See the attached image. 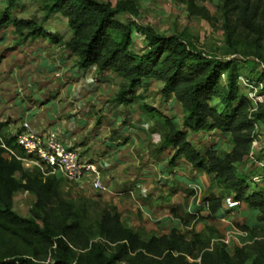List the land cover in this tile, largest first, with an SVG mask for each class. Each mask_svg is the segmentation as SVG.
Masks as SVG:
<instances>
[{
	"label": "trees",
	"instance_id": "1",
	"mask_svg": "<svg viewBox=\"0 0 264 264\" xmlns=\"http://www.w3.org/2000/svg\"><path fill=\"white\" fill-rule=\"evenodd\" d=\"M20 1L3 0L0 29L11 26L13 35L22 42L47 38L53 44L59 43L40 25L12 18L11 11ZM128 1L130 5L112 7L97 0H43L41 21L47 22L54 15L64 18L71 33L66 42L59 44L64 54L74 60L79 70L94 67L96 75L111 71L119 77L122 84L113 101H122L127 106L132 100H139L140 110L161 131L158 149L173 148L171 163L184 159L193 170L205 173L212 183L218 184L220 194H211L204 200L206 217L197 214L187 215L186 220L178 217L182 226L191 227L187 232L174 228L158 236L134 230L121 222L115 207L108 205L93 215L92 224L89 201L84 200L77 208L74 202L64 200L61 178L44 176L38 169L27 172L0 144V264L12 260L18 264H233L234 259L245 255L244 248L236 247L230 255L214 226L205 225L198 233L193 228L199 222L212 220L227 197L254 213L257 224H244L240 230L256 239L254 245L263 243L257 241L264 239V232L258 228L264 224V190L251 182L252 175L239 173L237 165L250 154L255 139L254 120L264 123V112H257L244 100L235 104L240 99L239 74L232 62L224 64L216 55L196 48L180 35L166 36L150 26L121 22L118 17L122 13L136 12L134 2ZM238 1L226 0L233 9L238 8ZM178 2L185 4L191 14L205 12L204 8H197L195 0ZM241 22L251 31L258 30L246 15ZM133 29L147 42L144 52L131 48ZM222 73L226 74V84L220 83ZM150 81L160 84L163 102L174 99L180 106L184 129L144 103L145 87L136 93L137 87ZM213 99L221 109L214 106ZM213 132L229 136L228 152L200 150L189 141L190 135ZM18 192L36 198L29 217L19 216L13 209V198ZM171 213L176 216L173 210ZM105 246L111 249L109 256L105 254ZM76 248L87 250L84 262L72 259ZM256 264L260 262L257 260Z\"/></svg>",
	"mask_w": 264,
	"mask_h": 264
},
{
	"label": "crops",
	"instance_id": "2",
	"mask_svg": "<svg viewBox=\"0 0 264 264\" xmlns=\"http://www.w3.org/2000/svg\"><path fill=\"white\" fill-rule=\"evenodd\" d=\"M32 41L28 39L7 52L2 61L3 67L9 64L17 71L11 92L15 86L26 85H35L37 91L18 88L14 91L18 90L16 95H8L9 90L0 91V139L23 155L15 141H10L23 122H29L42 136H57L67 148L76 149L84 162L100 172L102 182L110 189L102 198L108 201V206L117 209L121 222L134 230L158 236L174 228L190 230L191 227L182 226L178 218L181 216L171 213L180 208L184 215L199 212L206 217L208 210L204 200L208 197L203 204L197 198L205 188L206 174L193 170L184 159L171 163L174 149H158L157 127L141 110L129 109L122 101L109 104L108 99L102 104L95 101L100 99L96 98L97 83L105 82V93L108 97L111 95L107 83L111 71L95 79L85 71L82 80L72 79L76 71L67 69L70 57L65 56V62L60 58L54 65L46 57L44 46L38 44L37 39ZM73 185L71 194L91 192L89 178ZM63 187L69 189L66 184ZM180 189L190 195L186 205ZM226 211L222 206L212 220L195 224V232L221 220ZM199 225L201 229L196 230Z\"/></svg>",
	"mask_w": 264,
	"mask_h": 264
},
{
	"label": "rangeland",
	"instance_id": "3",
	"mask_svg": "<svg viewBox=\"0 0 264 264\" xmlns=\"http://www.w3.org/2000/svg\"><path fill=\"white\" fill-rule=\"evenodd\" d=\"M97 1L103 4H110L112 7L122 3L130 5L128 0ZM131 2H134L133 4L136 12L130 14L122 13L118 17L121 22H136L141 25L150 26L158 33L166 36L180 35L182 38L192 43L196 48L216 55L224 64L232 62L239 74L237 83L239 86L240 99L235 102V104L244 100L247 101L252 108L256 109L257 112H264V0H239L237 9H233L231 5L227 4L226 0H195L194 4L197 8H204L205 10V12L201 10L198 11L200 12L198 15L191 14L187 6L178 2V0H131ZM4 6L3 0H0V12L4 9ZM43 7V0H21L12 9L11 16L12 18L24 19L36 25H40L48 36L58 39L59 43L57 44H53L47 38L37 39L38 44L44 46L46 57L54 65H57L60 58L62 62L66 61L64 58L66 55L60 48V45L70 38L71 33L67 27L66 20L59 15H54L47 22H42L41 20L44 14ZM244 15L254 21L255 26L258 28L257 31H251L242 25L241 19ZM35 41L36 39L32 42ZM22 43L23 42L20 41L17 36L13 35L11 26L0 29V91L9 90L8 92L6 91L8 95H16L18 90L16 92L14 91L18 88L19 90L22 88L24 91L34 93L37 91L35 85H26L24 87L15 86L16 88L11 92L13 82L17 80V71L9 64H6L7 67L2 66V61L4 57L7 56L6 53L11 52L17 46L22 45ZM131 48L137 52H144L147 48L145 38L135 29L132 30L131 34ZM67 69H74L76 71L72 73V79L77 80L79 78L82 80V75L85 71L79 70L72 58ZM86 72H88L91 78L95 79V77H97L94 67L89 68ZM109 74L110 78L107 83H109L108 87L111 95L108 97L105 93V82L97 83L98 85L95 89L98 91L96 98H100L99 100L95 99V101L97 100V102L101 104L106 99H108L106 101L107 104L113 103L122 84V81L113 72ZM30 75L31 73L29 76ZM220 83H227L225 73H222ZM144 87L147 89L146 96L144 97L145 103L153 108L161 110V113L173 119V122L179 129H184V115L180 106L174 99L165 102L162 101L159 95V90L161 88L160 84L154 81H151L147 85L142 83L136 88V93L141 92ZM213 104L218 109H221L216 99H213ZM139 106L140 101L134 99L127 107L138 111L140 110ZM127 110L128 109H126V111ZM144 115L146 116V114ZM254 122L255 139L252 143L250 154L245 157L242 163L237 165V170L239 173L252 175L251 182L253 184H258L259 187L264 190V123L263 121L257 120H254ZM157 130L160 134L161 131L158 127ZM189 141L197 149H214L220 154L228 152L231 148L229 136L215 132L190 135ZM25 170L28 172L33 169L25 166ZM204 184L205 188L202 190V193L197 196L200 204H203L202 201L205 197H210L211 194L216 196L220 194L219 185L212 183L209 177L205 176ZM67 186L69 189L61 187V197L64 200L74 202L77 208L81 207L84 200L89 201V203H87L89 219L93 224V215L101 213L107 206L108 201L102 198L101 195L92 191H87L85 195L71 194L70 191H72L74 185L66 184V187ZM180 195L186 205V203L189 202L187 200L190 195L187 194V191H183V189H180ZM197 198H195V200H197ZM13 202L15 213L22 217H29V210H31L33 204L36 202V198L25 192H18L14 196ZM200 207H202V205H200ZM181 209L182 208L176 209L175 213L186 220L187 215H184ZM226 210L223 218L217 220L212 226L218 230L223 240L229 238L226 240L227 243L224 244L230 255L234 254V248L236 247L245 249V255H242V258L239 260L234 259L232 263L256 264L258 260L260 264H264V239L263 241H257L263 242L261 245H254L256 239L251 238L240 230V226L244 224L248 226L256 225L255 217L244 204H240L238 207L230 210L226 208ZM197 215H200V213L197 212ZM38 223L41 224L39 221ZM194 226L195 225H193V227ZM258 228L261 232H264V224L258 225ZM200 229V225L196 227V230ZM182 232H187V229H183ZM261 239L258 238L257 240ZM78 248L72 251L73 254L71 257L76 262H84L88 256V252L87 250L81 251ZM104 251L107 256L111 254L109 246H105ZM8 264L18 263L12 260L8 262ZM116 264L130 263L122 262Z\"/></svg>",
	"mask_w": 264,
	"mask_h": 264
},
{
	"label": "built area",
	"instance_id": "4",
	"mask_svg": "<svg viewBox=\"0 0 264 264\" xmlns=\"http://www.w3.org/2000/svg\"><path fill=\"white\" fill-rule=\"evenodd\" d=\"M13 137L23 155L9 148L2 139L0 144L21 162L23 169L25 166L38 169L42 175L59 177L68 185L79 184L89 178L92 192L98 195L110 192L109 187L102 182L100 172L93 165L84 162L76 149L67 148L57 136H42L26 121ZM239 205V202L229 197L223 202V206L229 210ZM223 242L227 243L225 240Z\"/></svg>",
	"mask_w": 264,
	"mask_h": 264
}]
</instances>
